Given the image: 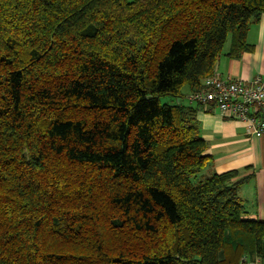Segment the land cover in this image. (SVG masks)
<instances>
[{"label": "trees", "instance_id": "obj_1", "mask_svg": "<svg viewBox=\"0 0 264 264\" xmlns=\"http://www.w3.org/2000/svg\"><path fill=\"white\" fill-rule=\"evenodd\" d=\"M262 14L264 0H0V264L264 262V221L244 218L233 171L208 172L183 99L227 42L250 49Z\"/></svg>", "mask_w": 264, "mask_h": 264}, {"label": "crops", "instance_id": "obj_2", "mask_svg": "<svg viewBox=\"0 0 264 264\" xmlns=\"http://www.w3.org/2000/svg\"><path fill=\"white\" fill-rule=\"evenodd\" d=\"M250 49L238 56L221 53L214 72L219 77L249 81L264 78V14L246 32ZM188 91H184V100ZM201 137L211 157L208 172L233 171L232 181H239L238 195L243 204L244 218L264 221V135L248 132L244 121L222 117L213 108H196L194 113ZM255 257V255H254ZM250 264H264L254 258Z\"/></svg>", "mask_w": 264, "mask_h": 264}, {"label": "built area", "instance_id": "obj_3", "mask_svg": "<svg viewBox=\"0 0 264 264\" xmlns=\"http://www.w3.org/2000/svg\"><path fill=\"white\" fill-rule=\"evenodd\" d=\"M186 101L202 108H213L222 117L244 121L250 134L264 135V78L249 81L219 77L204 80V88L189 92Z\"/></svg>", "mask_w": 264, "mask_h": 264}, {"label": "rangeland", "instance_id": "obj_4", "mask_svg": "<svg viewBox=\"0 0 264 264\" xmlns=\"http://www.w3.org/2000/svg\"><path fill=\"white\" fill-rule=\"evenodd\" d=\"M228 43H229V42L226 43V46H225L224 49L227 48ZM184 91H185V90H184ZM167 101H169V98H167V97H162V98H161V102H162V103H163V102H167ZM245 246H246V247H245ZM247 247H248V245H247L246 242H245V244L242 245V247H241V248H242V250H241V252H240V255H241V256H243V255H245V254L247 253V251H248V250H247Z\"/></svg>", "mask_w": 264, "mask_h": 264}]
</instances>
